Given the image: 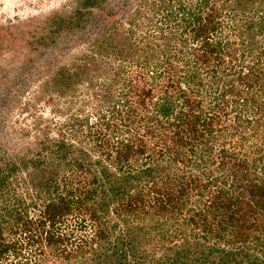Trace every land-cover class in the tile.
<instances>
[{"label": "trees", "instance_id": "16d2710c", "mask_svg": "<svg viewBox=\"0 0 264 264\" xmlns=\"http://www.w3.org/2000/svg\"><path fill=\"white\" fill-rule=\"evenodd\" d=\"M193 1L56 69L59 98L81 84L90 104L58 111L26 198L0 171V264H264V0ZM76 3L77 23L100 5Z\"/></svg>", "mask_w": 264, "mask_h": 264}, {"label": "rangeland", "instance_id": "374dc122", "mask_svg": "<svg viewBox=\"0 0 264 264\" xmlns=\"http://www.w3.org/2000/svg\"><path fill=\"white\" fill-rule=\"evenodd\" d=\"M76 1L0 0V171L15 167L9 176L13 191L6 195L5 201L21 195L27 197L24 183L30 181L29 174L35 169L36 161L39 156L50 155V149L41 150L46 146L42 144L47 138L56 139L65 122L58 111L68 109L67 113L75 114L77 109L89 107L91 89L81 84L59 98L51 81L56 69L81 56L105 31L128 29L131 18L139 20L147 16L150 8L159 3V0H93L100 5L91 7V15L84 16L78 24L73 12L81 4ZM55 11L62 12L59 16L63 20L56 25L58 28L52 27L57 22L52 21ZM53 30L57 31L55 35ZM72 101L78 102L72 104ZM64 137L69 139L68 135ZM51 156L54 159L56 155ZM196 199L193 196L191 203ZM192 204L182 210L185 217H190L189 208H196ZM29 216H34V212ZM168 223L173 229L177 227L172 220Z\"/></svg>", "mask_w": 264, "mask_h": 264}]
</instances>
